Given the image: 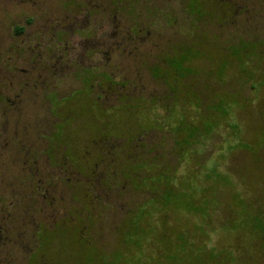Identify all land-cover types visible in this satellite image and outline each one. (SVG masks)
I'll use <instances>...</instances> for the list:
<instances>
[{"label": "rangeland", "instance_id": "rangeland-1", "mask_svg": "<svg viewBox=\"0 0 264 264\" xmlns=\"http://www.w3.org/2000/svg\"><path fill=\"white\" fill-rule=\"evenodd\" d=\"M23 1L0 0V175H14L9 181L0 179V194L4 188H18L17 176L29 172V166L44 177L65 173L63 166L71 179L78 170L87 177L103 170L109 174L110 185L114 179L120 182L116 191L93 192L88 181L68 190L65 181L55 180L51 187L54 204L71 209L85 204L96 215L89 225L92 235H99L96 243H86L81 239L85 224L70 215L72 235L67 226L57 223L49 234H37L34 252L43 253L47 264H117L120 253L125 258L122 264H264V62L256 49L260 44L230 43L227 32H215L218 41L228 42L220 48L232 64L222 70L227 61L214 54L219 45L199 52L187 64L196 73L184 81L187 88L180 80L183 69L177 71L173 59L166 56L165 65L160 57L174 54L169 45L189 42L186 31L220 28L214 25L216 17L210 11L201 10L200 0H182L184 8L177 18L183 22L177 26L184 32L164 26L159 19L149 26L159 14L144 7L164 9V2L141 0L137 7L144 9L138 10V0H112L118 12L128 17L118 15L104 24L92 18L90 28L101 30L83 37L76 32L88 25L79 6L86 7L87 0H77L76 5H66L68 0ZM178 3L170 2L174 8ZM130 16L149 24L133 42V52L125 37ZM250 22L255 29H264V19ZM247 23L241 17L227 29L240 33ZM115 26L118 32L113 35ZM19 27H24L21 34L16 32ZM96 45L107 53L101 57L92 53ZM99 60L109 75L133 80L135 93L146 102L161 92L159 83L164 85L170 110L142 102L108 115L89 94V78L94 73L82 68L72 74L83 85L81 90L60 100L48 94L51 108L47 100L40 99L48 88L55 86L62 96L74 84L69 80L68 63L84 61L90 66ZM103 78L97 76L98 86ZM100 103L106 110L110 101ZM36 106L42 109L38 113ZM49 108L53 131L44 137L50 144L45 154L61 145L69 159L55 151L53 164L58 167H52L42 154L46 144L37 137L47 129ZM184 116L190 122L197 119L196 128L189 127ZM66 133L70 140L64 139ZM121 135L130 139L119 148ZM34 151L39 152L38 159L32 165L24 164L22 155ZM129 166L127 174L124 170ZM121 170L130 180V190L128 186L123 190L126 180ZM30 183L22 184L28 195ZM25 200L35 201L31 196ZM103 205L113 209L99 213ZM128 209L132 210L130 238L122 233L128 225ZM100 214L108 218L104 227L96 218ZM12 239L0 241V264L21 263L25 256L27 245Z\"/></svg>", "mask_w": 264, "mask_h": 264}, {"label": "flooded vegetation", "instance_id": "flooded-vegetation-1", "mask_svg": "<svg viewBox=\"0 0 264 264\" xmlns=\"http://www.w3.org/2000/svg\"><path fill=\"white\" fill-rule=\"evenodd\" d=\"M68 1L70 2L66 3V5H70V4L76 5L77 3V0H68ZM140 1L141 0L137 1L136 7L140 3ZM146 1L147 2L149 1L152 4H155L154 2H156L157 0H146ZM159 1L164 2V4L166 5V8L155 9L151 7H144L146 9H149L154 14L156 13L159 14L158 17L155 16L156 20H154V23L149 25L148 23H142L138 21L136 17L134 16L129 17L132 23L125 37L128 40H130V45H128V47H130L131 52L135 50L134 48L135 45L133 44V42L136 40V38L141 33L144 32V26L146 24H148L149 26H155L157 20L159 19V21H162L164 26H167L170 29H174L178 31L181 30L178 28V26L181 25L183 21L182 20L179 21L177 17L179 13L182 12V9L184 8V2L182 0H179L178 4L180 6H178V8L177 7L174 8L170 4L172 0H159ZM23 2H26V0ZM199 2H200L199 7L201 8V10H204V12L210 11L216 17V21H214V25L215 26L218 25L220 28L216 30H212V28L214 27L208 26L206 28L207 31H204V30L202 31L196 30L195 32L180 31L188 35L189 42L169 45L168 46L169 51H171L174 54L172 55L165 54L160 57V59L162 60L164 56L173 59L175 63V68H177V71L178 69H183V72L180 76L182 85L186 86L184 84V81L187 79V77H190L191 75L196 74V73L194 74V69L187 64L191 63L192 60L197 59L199 56V52L205 53L211 50L212 47L215 48L217 45H219L218 49L215 51L214 54L217 53L216 57L218 59L222 58L223 60L227 61V63L222 65V70L225 71V69L232 64L230 63L231 61L230 56L226 53L224 49L220 48L221 46H225V43H228V42H223L221 40L218 41L217 35L215 34V32H220V31L227 32L228 33L227 40L230 43H234V42L259 43L260 45H258L256 49H258L259 54L263 55L262 61L264 62V34H262V32H264V29H259V28L255 29L254 28L255 25L252 24V22H250V21H256L258 19L260 20L264 19V0H200ZM79 6L81 9L84 10L83 15L86 17L88 21V25L86 26V28L78 29V31L76 32L77 34L79 33L81 37L92 34L93 30L94 32L101 30V28H96V29L90 28L91 26L90 22L92 18H100V22L104 24V22L107 21L108 19L113 20L118 15L127 16L124 13L118 12L117 7L113 6L112 0H87L86 7H84L83 4ZM144 8L137 7L138 10H142ZM241 17L243 20L248 21V23L245 24V27L243 29H239L238 32L240 33H237L236 30L232 32L230 29L229 30L227 29L230 26H235L234 22H236L237 20H240ZM31 20L32 18H26V21H31ZM178 23L179 25L177 26ZM116 27L117 26H115V28L113 29V32H114L113 35H116L118 32V29ZM209 27L210 29H208ZM23 31H24V27L19 33L17 31L16 32L18 34H21L23 33ZM149 31L150 30L148 29L145 31V33L148 35ZM229 32L232 34H229ZM102 35H106V33H103ZM246 37H248L249 40H246L245 39ZM232 38H233V41L231 40ZM262 42L263 44H261ZM117 45L118 44H115V47ZM91 52L94 54H98V57L99 56L101 57V54L103 53H107L106 50L105 51L103 50L102 45H96L93 49H91ZM194 52H197V54L195 55ZM85 57L87 58L88 56H85ZM163 62L165 64L164 60ZM82 63H84V61L73 62L71 64L68 63L67 67L71 69L69 80H72L74 84L71 85V87H69V90L66 93H64L62 96H59L58 95L59 93L56 91L55 86H53L51 89L48 88L46 92H43L41 94L40 99L47 100L51 108L50 99H47L46 97L48 94L52 93L54 98H56L57 100H60L68 96V94L70 95L71 91L81 90L83 88V85L72 74L77 69L82 68V69H85L86 71H92L94 73L89 78V87H90L89 94L92 97V99H94L93 101L95 105L99 107L101 111H104L106 114L114 115L116 114L117 111H120V110L128 111V108L132 104H140V105H142L143 103L145 104L146 101H144L143 96L138 93H135L134 91L136 87L135 82L133 80H130L129 77H124L122 75L121 76H114V75L111 76L108 73L104 72L102 70V66H100L101 60H99L97 63L90 65V66H86ZM155 67L160 70L165 68V66L164 67L155 66ZM246 67H253V66H251L250 64H246ZM151 68H149V71ZM171 71L172 70L170 69L169 72ZM150 74H151V71H150ZM98 75H102L104 77L100 83L101 84L100 86L96 84V82L98 81L97 80ZM151 75L153 79L158 80L157 76L153 74ZM76 83H78V86H75ZM159 84L161 87V92H158V94H152L150 98H148L149 101H147L146 103H148L149 107L150 106L156 107V106L161 105L162 107L164 106L165 108L170 110L169 108L170 105L166 102V99L164 98V96L167 94V91L164 85H162L161 83ZM189 90H191L192 94L194 95L193 99H195L196 95L193 89L189 88ZM76 100L78 99L76 98L75 101ZM103 100L110 101L109 107L106 110L102 108V104L100 103ZM43 105L44 104H42L41 106ZM50 108L48 109V111L46 110L47 113L45 114L47 116V129H45L44 131L45 133L43 134L37 133V137H40L46 144L45 149L42 152V154L51 161L50 165L52 167H58L56 166V164H53V161H55V158L53 157L55 151L64 153V156L66 157V159H68L61 145L59 146L55 145L52 148L49 155L45 154V151L50 147V144L48 140H45L44 137L48 134V131H53V129L50 128L49 126V119H48L50 115L49 114ZM146 108L147 107L145 106V109ZM40 110L36 106L35 112L38 113ZM169 110H168V114L170 113ZM193 119L194 118H191L190 120H193ZM196 120L197 119L190 122L187 119V117L184 116V122H186V124L191 128L192 127L196 128V123H195ZM129 135L123 136V137L121 135V137L118 138L120 139L119 148L123 147L125 144L129 142V139H130V137H128ZM64 139L70 140L71 135L69 133L64 134ZM16 146H17L19 154L21 155L22 146L20 145V143L17 144ZM60 148L62 151L59 150ZM74 148L75 146L72 145V149ZM22 156H24V160H25L24 164L28 163V165H32L38 159L39 152L34 151L28 154L25 153ZM98 167L99 165L96 166V168ZM63 169L65 170V173L64 172H61L58 174L53 173L47 177H44L46 175L39 174V172H37L36 169H33L32 166H29V172L25 174H20L19 176H17V181L21 182V184H18V188L2 189V193L0 194V203H1L0 205V236H1L0 241H2L1 243H6L8 241L13 240L12 238H17V240L22 246L24 244L27 245V251L23 258V260H25V263H23V260H22L21 263L18 262L17 264H47L46 257L43 253L36 254L34 252L33 244L39 243V241L37 240V234L38 233H40L41 235L49 234L50 232L54 231L57 223H63L61 224V226L62 227L67 226V230L72 235L70 231L71 227L69 225L70 220L68 218L70 215L73 216V219H78L80 222H83V224H85L82 230L83 237H81V239H86L87 241V242L85 241L86 243H90V244L96 243V237L99 234L95 232L96 234L92 235L94 231H93V228L92 227L90 228L89 226L92 221V218H95L94 216L96 215L94 213L92 214V211L89 210L85 204L77 208L72 207V209L70 207L65 208L64 206L60 207V205L54 204L56 197L53 195L52 192H54V189H51V187L53 186V182L55 180H63L65 181L66 187L68 190H75L76 188H79L81 185L86 184L88 181L89 187L93 192H96V191L102 192L103 190L112 192L111 190L116 191L118 189V185L120 182L119 180L114 179L112 182V185H110L108 183L109 180L107 178L109 174L104 173L103 170H101L100 173L96 172V173H92L91 175L89 174L88 177H87V174L82 173L80 170H78L79 171L78 173L73 174L75 175L74 179L73 178L71 179L69 178V174L66 173L68 169L62 166V171ZM127 170H130V166L127 167L124 171L127 173ZM120 175L126 180V183L123 186V190H126L127 186L129 187V190H130L129 178L127 177V175L124 176V174H122V170H121ZM12 177H14V175ZM12 177L10 174H5V173L0 175V179L4 182L11 180ZM24 182H31L30 183L31 189L29 191L30 192L29 195L25 194L26 191L22 187V184ZM46 182H47V185H46ZM28 196L34 197L35 201L32 203L26 201L25 198ZM39 199H41V202L39 201ZM39 203H41V205H38ZM100 208L102 210H100ZM110 208L113 209L112 206L103 205L102 207H99L98 212L105 213ZM61 212H63V215H61L60 217H54V216H58ZM126 213H127L126 220H128V225H127V228H125L122 231V233L123 234L128 233L126 235L130 238L129 220L131 218L130 214L132 213V210L128 209ZM96 218H97V221L102 223L103 227L105 226V223L107 222L106 220H108L106 215H103V214L98 215ZM50 220L52 221L50 222ZM137 221L139 223V220ZM138 223L135 226L137 230H140V228L138 227ZM98 254H101V253H98ZM113 254H115V252ZM119 256H120V260L119 262H117V264H122L123 260L125 259L124 255L120 253ZM86 262L87 260L85 261V263ZM98 263L99 262L94 263V264H98ZM11 264H16V263H11ZM125 264H127V262H125Z\"/></svg>", "mask_w": 264, "mask_h": 264}, {"label": "trees", "instance_id": "trees-1", "mask_svg": "<svg viewBox=\"0 0 264 264\" xmlns=\"http://www.w3.org/2000/svg\"><path fill=\"white\" fill-rule=\"evenodd\" d=\"M23 27L17 28V32L19 33L22 30Z\"/></svg>", "mask_w": 264, "mask_h": 264}]
</instances>
